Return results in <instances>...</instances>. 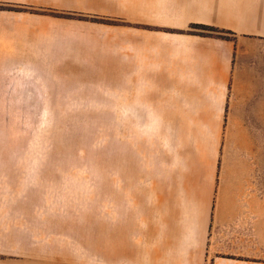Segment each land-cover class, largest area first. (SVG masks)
Listing matches in <instances>:
<instances>
[{"label":"crops","instance_id":"crops-1","mask_svg":"<svg viewBox=\"0 0 264 264\" xmlns=\"http://www.w3.org/2000/svg\"><path fill=\"white\" fill-rule=\"evenodd\" d=\"M97 80L82 104L122 123L99 264H264V0H0V104ZM49 170L0 164V258L59 235Z\"/></svg>","mask_w":264,"mask_h":264},{"label":"rangeland","instance_id":"rangeland-1","mask_svg":"<svg viewBox=\"0 0 264 264\" xmlns=\"http://www.w3.org/2000/svg\"><path fill=\"white\" fill-rule=\"evenodd\" d=\"M191 31L230 37L199 27ZM103 84L98 80L77 83L74 97L45 90L43 100L30 96L34 91H28L31 98L27 100H15L44 104H0V164L28 163L60 173L35 183L51 186L61 212L59 235L54 233L53 241L43 242L51 247L44 250V258H0V264H99L101 214L105 217L107 213L110 223L115 210L122 123H117L115 105L82 104L102 101L83 96L98 92L82 88ZM123 126L125 157H130L131 137L126 133L127 124ZM46 236L37 233L38 238Z\"/></svg>","mask_w":264,"mask_h":264},{"label":"trees","instance_id":"trees-1","mask_svg":"<svg viewBox=\"0 0 264 264\" xmlns=\"http://www.w3.org/2000/svg\"><path fill=\"white\" fill-rule=\"evenodd\" d=\"M195 27L212 30V31H215L216 33H223V34H226V35H231L232 34V32H230V31L219 29V28H216V27H211V26L199 25V26H195ZM211 36H215V37H219V38H225V37H221V36H218V35H211Z\"/></svg>","mask_w":264,"mask_h":264}]
</instances>
